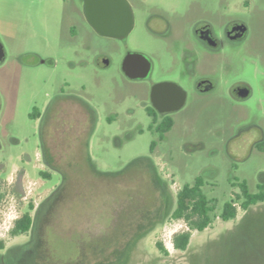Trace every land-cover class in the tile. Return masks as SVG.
Returning <instances> with one entry per match:
<instances>
[{
    "label": "rangeland",
    "instance_id": "obj_1",
    "mask_svg": "<svg viewBox=\"0 0 264 264\" xmlns=\"http://www.w3.org/2000/svg\"><path fill=\"white\" fill-rule=\"evenodd\" d=\"M128 1L134 26L126 38H117L90 26L83 0H0L6 51L0 62V264H32L22 247L42 234L44 221L39 232L32 228L14 236L10 231L26 211L35 218L57 190L54 209L44 215L50 223L39 255L42 264H99L98 254L106 257L112 242L125 241L127 228L138 218L144 220L137 227L141 234L127 262L114 257L104 264H264V202L247 211L239 207L236 219L219 217L224 204L240 193L235 182L246 181L257 192L264 180V152L253 146L264 134V14L247 16L250 35L225 43L202 69L201 62L191 65L204 50L194 23L202 5L215 0ZM130 51L152 60L147 80L124 72ZM203 76L215 84L200 92ZM166 78L184 87L187 101L161 140L157 130L148 129L144 106L151 86ZM239 86L248 95H240ZM63 89L96 107L94 128H41L32 114ZM154 140L158 144L151 152ZM45 148L59 161L58 169L44 162ZM145 156L166 184L169 212L162 221L157 189L147 180L144 162L135 163ZM99 171H124L126 181ZM198 176L214 201V222L193 231L189 247L181 251L173 235L189 227L171 219V212L179 187Z\"/></svg>",
    "mask_w": 264,
    "mask_h": 264
},
{
    "label": "flooded vegetation",
    "instance_id": "obj_2",
    "mask_svg": "<svg viewBox=\"0 0 264 264\" xmlns=\"http://www.w3.org/2000/svg\"><path fill=\"white\" fill-rule=\"evenodd\" d=\"M204 4L205 5H202L199 11V19L194 23L195 36L204 50L200 52L202 55H199V60L191 63L192 66H195L198 62H201L204 65L202 69L205 67L206 60H214L212 59L213 56L225 43H230L231 45L236 44L245 40L250 35V27L246 19L247 16H251V14H255V12L264 14V0H215L214 3L205 2ZM184 13L187 15L189 9L183 11V14ZM159 16L164 17V15ZM86 19L90 26L96 30L87 16ZM187 55L193 56V52H188ZM153 69L154 64L152 62L151 75ZM145 79L147 80L148 78L135 80ZM214 84L211 78L203 76L198 80L197 89L200 92L208 91L214 87ZM244 90L247 89L243 86L236 88L237 92H243ZM184 91L186 92L178 81L167 78L159 80L151 86L149 101L145 102L146 104L144 106L145 113L149 117L148 129L157 130L165 119H172L174 126V115L185 106L187 92L183 106L177 110H171V108L176 105L180 95L183 94ZM152 97L154 98L152 99ZM97 115L98 112L96 107L88 100L77 94L66 93L64 89L49 100L43 111L38 113L36 108L32 114L34 118L39 120L41 128L44 130L94 128L96 124H98ZM45 138L46 135H44V139ZM261 145H264V134L255 139L253 144L254 148L263 151L260 148ZM44 162L56 170L50 163L47 148H45L44 152ZM52 194L48 196L37 209L33 229L37 220L41 219V215L45 212Z\"/></svg>",
    "mask_w": 264,
    "mask_h": 264
},
{
    "label": "trees",
    "instance_id": "obj_3",
    "mask_svg": "<svg viewBox=\"0 0 264 264\" xmlns=\"http://www.w3.org/2000/svg\"><path fill=\"white\" fill-rule=\"evenodd\" d=\"M173 120L172 119H165L163 123L157 128V131L159 132V138L162 140L165 138L166 133L173 127ZM158 141L154 140L151 144V152L154 151V148L157 146ZM261 150L264 151V145L260 146ZM48 157L50 158V163L55 169H58V160L48 152ZM143 161L144 162V168L147 171V180L150 182L154 187V189H157V196L159 195L158 201L156 203V206H160L162 208V214L158 216L159 220H163L165 216L168 214V208L169 205L165 204L166 196V184L165 182L160 180V177L158 176L157 171L155 170V165L149 156L145 157H139L135 160V163ZM124 171L119 172H111L106 173L99 171L100 176L102 177H111L112 179H118L120 181L125 180L124 178ZM42 174L50 178L51 175L45 171L42 172ZM205 184V180L202 176H198L195 179V182L192 184H184L182 187H179L177 191V197H176V206L171 212V219L173 220H184L187 225L188 229L178 231L174 233L173 235V244L176 249L185 251L189 247L193 231H204L205 229L213 226L214 219L212 217V212L215 210V204L214 201L209 199L207 195L203 191V187ZM234 185H237L240 187V193H237L235 198L230 199L224 204V207L219 214V217L225 221L236 219L239 212V207L243 211L249 210L253 205H256L258 203L264 202V180L259 184V188L257 192H251L248 184L246 181L242 182H235ZM60 190L55 191L48 203V206L45 210V212L41 215V219L37 220L36 225L34 226L35 231L39 232L40 226L42 221H44L42 234L37 233L34 235L32 241L25 245L22 248H27L25 256L27 258V262L30 260V263L32 264H42L39 261V255L41 254V248L43 243V235L45 233V227L48 223H50V218L45 217L44 215L47 214V212L50 213L51 208L54 209L52 206L53 200L56 199L57 196L60 194ZM1 199V194H0ZM32 209L34 206L31 207ZM140 221H144L140 218L134 219L130 223V227L127 228V232L124 235L125 241L121 240L120 242H112L109 245V254L105 257V255L98 254V261L99 264H104L106 260H109L111 258H118L121 260V262H127V257L129 255L131 247L137 242V238L140 236L141 231L137 230L138 224ZM34 225V218L31 213V211H26L23 213L20 217H18L14 225L10 231V233L14 236L25 234L29 232ZM37 239V240H36ZM35 243V244H34ZM157 246L160 250L164 251L168 254V250L164 247V244L162 242H157ZM0 247L3 248V244L0 243ZM21 249V248H20ZM25 252V251H24ZM6 257V256H5ZM101 258V260H100Z\"/></svg>",
    "mask_w": 264,
    "mask_h": 264
},
{
    "label": "water",
    "instance_id": "obj_4",
    "mask_svg": "<svg viewBox=\"0 0 264 264\" xmlns=\"http://www.w3.org/2000/svg\"><path fill=\"white\" fill-rule=\"evenodd\" d=\"M85 14L92 26L105 36L126 38L134 26V15L128 0H84ZM6 57L4 44L0 39V62ZM123 70L131 79H144L151 75L152 61L144 53L130 51L123 61ZM244 90L240 95H248ZM154 97H152L153 99ZM186 92L180 95L171 110L183 106Z\"/></svg>",
    "mask_w": 264,
    "mask_h": 264
}]
</instances>
